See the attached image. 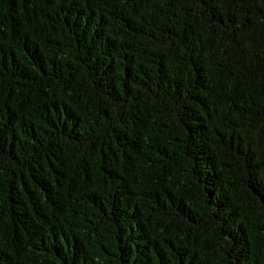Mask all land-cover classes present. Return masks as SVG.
Segmentation results:
<instances>
[{"label": "trees", "instance_id": "1", "mask_svg": "<svg viewBox=\"0 0 264 264\" xmlns=\"http://www.w3.org/2000/svg\"><path fill=\"white\" fill-rule=\"evenodd\" d=\"M0 264H264V0H0Z\"/></svg>", "mask_w": 264, "mask_h": 264}]
</instances>
